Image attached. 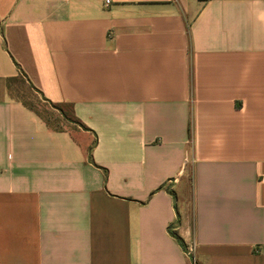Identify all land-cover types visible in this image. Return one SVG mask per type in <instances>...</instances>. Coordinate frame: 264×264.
Returning a JSON list of instances; mask_svg holds the SVG:
<instances>
[{"label":"crops","instance_id":"crops-1","mask_svg":"<svg viewBox=\"0 0 264 264\" xmlns=\"http://www.w3.org/2000/svg\"><path fill=\"white\" fill-rule=\"evenodd\" d=\"M105 1L0 0V264H264V0Z\"/></svg>","mask_w":264,"mask_h":264},{"label":"rangeland","instance_id":"rangeland-1","mask_svg":"<svg viewBox=\"0 0 264 264\" xmlns=\"http://www.w3.org/2000/svg\"><path fill=\"white\" fill-rule=\"evenodd\" d=\"M28 97V96H26ZM30 104L36 108H38L42 113L44 114H50V117H52V115L54 113H50V107L46 104H44L36 95H34V99L33 98H30ZM62 109L65 111L64 113L67 115V116H70L69 114V110L65 107H62Z\"/></svg>","mask_w":264,"mask_h":264},{"label":"built area","instance_id":"built-area-1","mask_svg":"<svg viewBox=\"0 0 264 264\" xmlns=\"http://www.w3.org/2000/svg\"><path fill=\"white\" fill-rule=\"evenodd\" d=\"M202 1H205V0H202ZM105 4H106V5H109V4H110V1H109V0H106V1H105ZM192 252H193L192 249H191V250H190V249L187 250V253H188V254H192ZM192 264H195V262H194L193 260H192Z\"/></svg>","mask_w":264,"mask_h":264},{"label":"trees","instance_id":"trees-1","mask_svg":"<svg viewBox=\"0 0 264 264\" xmlns=\"http://www.w3.org/2000/svg\"><path fill=\"white\" fill-rule=\"evenodd\" d=\"M175 238H176L177 241H179L181 243L183 248H185V245H184L183 241L178 236H175Z\"/></svg>","mask_w":264,"mask_h":264}]
</instances>
